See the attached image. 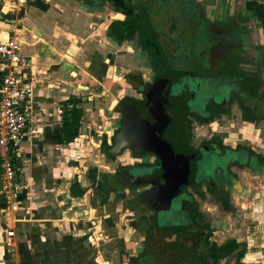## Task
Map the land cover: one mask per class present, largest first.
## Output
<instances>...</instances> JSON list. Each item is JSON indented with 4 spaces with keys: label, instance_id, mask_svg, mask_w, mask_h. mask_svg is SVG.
Wrapping results in <instances>:
<instances>
[{
    "label": "flooded vegetation",
    "instance_id": "flooded-vegetation-1",
    "mask_svg": "<svg viewBox=\"0 0 264 264\" xmlns=\"http://www.w3.org/2000/svg\"><path fill=\"white\" fill-rule=\"evenodd\" d=\"M231 1L221 7L216 0H163L162 8L172 11L159 16L150 14L152 0H124L133 14L115 11L123 18L113 20L108 37L128 65L117 67L119 80L112 79L116 100L107 128L93 129L95 159L105 164L87 175L96 258L115 264V253L120 264H262L263 253L242 261L246 243L238 237L218 239L227 233L225 218H212L207 206L212 200L220 214L239 215L240 176L264 178V154L253 141L233 145L218 130L238 118L239 132L264 131V26L247 9L252 0H235L230 13ZM255 1L263 15L264 0ZM200 35L202 43L195 40ZM115 56L107 58L110 65ZM82 126L81 120L80 135ZM239 154H249L255 167ZM80 182L76 174L70 184L77 200L87 191ZM181 182L178 198L166 203L171 186ZM232 243L237 247L226 254Z\"/></svg>",
    "mask_w": 264,
    "mask_h": 264
},
{
    "label": "crops",
    "instance_id": "crops-1",
    "mask_svg": "<svg viewBox=\"0 0 264 264\" xmlns=\"http://www.w3.org/2000/svg\"><path fill=\"white\" fill-rule=\"evenodd\" d=\"M91 1L100 4L91 7L87 0H31L23 25L16 24L22 52L37 75L30 117L32 126L40 131L25 135L13 155L20 209L9 219L0 196V264H111L92 253V209L87 206L92 190L87 189V175L94 166L105 168L104 163L97 164L92 136L94 130L108 126L102 120L110 110L107 87L113 86V78L119 80L116 68L125 69L127 64L121 49L115 50L108 37L113 20L123 16L114 14L110 2L101 6V0ZM216 1L224 7L229 0ZM8 36V24L0 21V40ZM113 54L116 62L110 65L107 58ZM85 94L88 100L98 98L95 107L84 101ZM71 96L83 98V126L80 137L65 144L60 136L59 107ZM84 152L88 158L82 165V158L75 159ZM76 174L87 189L79 200L70 187ZM10 230L16 236L13 253L5 244ZM258 247L264 248V242ZM112 254L114 263L120 264L119 255Z\"/></svg>",
    "mask_w": 264,
    "mask_h": 264
},
{
    "label": "built area",
    "instance_id": "built-area-1",
    "mask_svg": "<svg viewBox=\"0 0 264 264\" xmlns=\"http://www.w3.org/2000/svg\"><path fill=\"white\" fill-rule=\"evenodd\" d=\"M26 0H2L6 12L18 16ZM9 36L0 40V196L9 219L19 209L18 181L13 155L21 139L40 131L32 126L30 105L37 84V75L31 69L27 55L22 52V41L16 24L8 25ZM28 70H24L22 68ZM6 248L13 253L15 232L7 231Z\"/></svg>",
    "mask_w": 264,
    "mask_h": 264
},
{
    "label": "rangeland",
    "instance_id": "rangeland-1",
    "mask_svg": "<svg viewBox=\"0 0 264 264\" xmlns=\"http://www.w3.org/2000/svg\"><path fill=\"white\" fill-rule=\"evenodd\" d=\"M165 1L168 2L169 0H165ZM171 3H172V0H171ZM152 9H153V12H150V14L159 15V16L162 15L160 14V12L165 13L166 11H172L171 8H169L168 10H165L162 8V10L160 11H158L155 8H152ZM155 18H158V17L156 16ZM195 40H198L200 43H202L203 39H202V36L200 35L199 39L196 38ZM189 41L190 39H188V42ZM194 48L197 49V51L199 50L198 45L194 46ZM107 88L108 90L106 92H107L108 97H106V101H107L106 104L109 105L111 103V100H116L115 99L116 93L114 92V88L112 87L110 88L107 87ZM97 92L99 94H102V92H100L99 90ZM83 97L87 98L88 96H86L85 94V96ZM97 99L98 98L94 97L91 100L86 99L84 101L89 103L91 106L95 107L94 105H95V102H97ZM97 106H100V101H98ZM106 114L107 113L104 114L105 117H103L102 115L103 121L105 119L107 120ZM94 117H97V114ZM107 124L109 123H106V125ZM218 130L221 131L220 135H222L223 137H226L228 139V142H231L233 145L235 144V141H238L236 139H241L242 142L246 144H250V141H253V144H250V145L253 146L254 149H256L257 151H260L264 154V131L255 132L251 134L241 133L239 131L242 130V127H241V122L238 120V118H228L227 121L222 122L218 125ZM197 133H201V134L203 133L204 135L207 134V132L204 130L198 131ZM93 152H96L95 148H93ZM80 156L82 158L81 160L82 165H85L83 164V162H84V159L88 158V156L86 155L85 152L81 153ZM240 177L245 187L243 186L242 195L240 197L235 195V197L237 198L235 200H237L239 203V206L235 204L237 206L236 209L239 210L237 212V214L240 213L239 215L230 216V215L225 214L224 216L220 214L219 207H217L212 200L209 201V203H207V206L210 209L212 218L215 217V219L219 221H222V219L219 217L225 218V226L227 228V233H221L220 235H218V239L222 241L226 239L225 237L230 235V237L236 236L239 239L245 241L246 249H245V254H244L242 261L243 260L249 261L252 258L249 256L246 259L245 257L246 254L247 255L254 254L257 257H259V255H261L262 253L264 255V248L258 247L261 244V242H264V178L259 175H251L246 172L244 175ZM88 197L90 198V195H88ZM87 202L88 201L86 198L85 203ZM241 263L251 264L249 262L248 263L241 262ZM262 264H264V262Z\"/></svg>",
    "mask_w": 264,
    "mask_h": 264
},
{
    "label": "trees",
    "instance_id": "trees-1",
    "mask_svg": "<svg viewBox=\"0 0 264 264\" xmlns=\"http://www.w3.org/2000/svg\"><path fill=\"white\" fill-rule=\"evenodd\" d=\"M101 2H110L111 4H114L113 7L115 8L116 12L123 10V12L127 15H132L134 12L133 6L125 4L123 0H101ZM262 8L263 7L261 5H256L255 0L247 3V9L252 15L259 16L264 26V14H260L259 11L262 10ZM133 29L136 30L135 24L133 25ZM82 103L83 99L81 96H71L67 100L63 101L59 107V115L61 120L60 136L62 141L65 143H72L80 136L79 129L81 127V120L84 115ZM236 247L237 244L235 243H232L230 246L227 245L225 250L226 254H229ZM243 254L244 251H241L239 256L242 257Z\"/></svg>",
    "mask_w": 264,
    "mask_h": 264
},
{
    "label": "water",
    "instance_id": "water-1",
    "mask_svg": "<svg viewBox=\"0 0 264 264\" xmlns=\"http://www.w3.org/2000/svg\"><path fill=\"white\" fill-rule=\"evenodd\" d=\"M80 1V0H79ZM90 4L91 7H98L97 4H100L99 2L97 1H91V0H87ZM31 2V0H26L22 10L20 11V13L18 14L19 16V19L15 20L13 19V12H5L3 9V3H2V0H0V21L1 22H4V23H7L8 25H13V24H19V25H23V14H24V11H27V7L29 5V3ZM162 2L163 0H153V5H154V8L157 9L158 11L162 10ZM105 2H102L101 6H104ZM234 3H235V0H232L231 1V8H230V13H232L233 11V7H234ZM99 6V7H101ZM113 12V11H112ZM115 13V11H114ZM25 26H24V31H25ZM109 31H111V29H109ZM157 84H155L156 86ZM120 111L122 112V109H120ZM98 138L96 137L95 140H97ZM238 155L235 157L237 158ZM239 158L241 160V162H245L247 164H249L252 168L255 167V164H254V161L252 162V159H250V156L249 154H239ZM185 184V182H181L179 185H174V186H171L172 190H171V193H168L165 197V202L166 203H171L172 200H174L176 197L178 198V193L180 192V188ZM174 192V193H173ZM173 195V196H172Z\"/></svg>",
    "mask_w": 264,
    "mask_h": 264
}]
</instances>
